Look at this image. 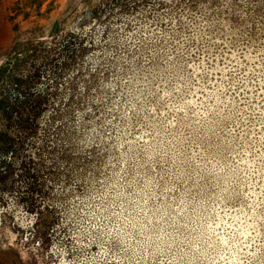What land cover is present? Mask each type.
Returning <instances> with one entry per match:
<instances>
[{
    "label": "snow or ice",
    "instance_id": "obj_1",
    "mask_svg": "<svg viewBox=\"0 0 264 264\" xmlns=\"http://www.w3.org/2000/svg\"><path fill=\"white\" fill-rule=\"evenodd\" d=\"M129 6L131 12L114 16L96 25L94 30L84 32L89 48L93 49L83 63L86 72L91 64V72L83 77L89 85V94L85 93V84L77 81L79 92L73 116L79 120L83 115L85 123L81 127L85 132L95 124L91 131L102 129L111 139L106 126L118 119L115 113L120 103L114 97L119 94L125 102L128 97L138 102L144 97V102L155 103L159 101L158 93L152 88L142 90L141 81L153 86L164 82L172 89L169 100L178 106V111L184 112L176 138L179 142L176 155L183 157L184 167L173 173L167 159L157 162L155 167L145 165L144 175L149 179L140 185L135 179L139 173L135 166L129 170V176H124L117 165L111 166L109 174L107 168L100 166L106 149L101 151L100 145H96L94 151L88 152L83 146L85 141L66 122L63 130H56L52 145L57 146V137L61 143L53 159L62 174L51 181V199L58 201L71 217L68 227L72 232H79L89 245L96 242L103 250V264H110L109 256L127 255L128 250L119 233L111 235L92 229L97 219L92 202L99 200V207L105 213L116 208L129 214L136 208L143 212L141 200L147 203L153 192L174 191L167 187L169 183L180 187L184 176L191 177L193 157L223 162L235 172L233 165L239 163V150L245 148V142L248 148H255L252 138L257 135V128L264 130V106L257 107L248 98L253 93L264 100V0H130ZM109 77L116 81L115 85ZM105 81L109 83L106 85ZM93 92L97 95L90 94ZM71 94L69 89L68 95ZM191 97L202 98L199 105L202 113L197 111L195 120L189 116ZM77 110L80 115H76ZM140 122L142 118L137 120ZM260 140L264 148V132L260 133ZM65 148L75 157L71 164L60 158ZM255 151L260 153L264 168V152L260 148ZM171 163L175 165L176 161ZM113 192L116 196L109 203ZM154 198L161 201L159 194ZM118 214L113 211V215ZM260 220V227L264 228V211ZM250 226L256 230L254 224ZM257 248L255 264H264V243ZM69 255L71 264H99L98 256L90 253L87 246L73 245ZM153 264L163 261L154 259ZM239 264L253 262L241 260Z\"/></svg>",
    "mask_w": 264,
    "mask_h": 264
},
{
    "label": "rangeland",
    "instance_id": "obj_2",
    "mask_svg": "<svg viewBox=\"0 0 264 264\" xmlns=\"http://www.w3.org/2000/svg\"><path fill=\"white\" fill-rule=\"evenodd\" d=\"M20 1L24 0H0V66L8 59L11 48L21 40L36 38L51 41L56 34L65 35L87 11L108 0H45L41 8L37 9L38 12L35 7L22 12L16 11ZM14 15L16 19L12 21L10 17ZM111 83L115 85L116 81ZM140 86L142 90L152 88L158 93L159 101L144 102L145 98L141 97L138 102L135 98L128 97L125 102L117 94L114 99L120 101L117 110L121 112L118 119L112 121L114 124L110 123L111 127L106 129L111 132V139L103 135L104 130L100 132L99 128L96 135L104 141V150L106 149L100 166L107 168L111 174V166L117 165L123 170L124 176H129V170L135 166L139 169L135 179L140 185H144L149 179L144 175L145 165L155 167L157 162L167 159L168 167L173 173L184 167L181 165L183 157L176 155L179 121L184 118V112L178 111V106L169 100L173 93L166 83L158 82L153 86L141 81ZM108 92L111 95V89ZM248 98L257 107L264 106V100L255 94L249 93ZM201 100V97H191L189 100L188 108L192 109L189 116L192 120L197 119V111L202 113V109H199ZM137 113L140 117H137ZM139 118H142V122L137 123ZM261 132L264 130L257 128V135L252 138V142L255 148L264 152V148H261ZM246 144L247 142L245 148L239 150V163L233 165L235 172L223 162H209L193 157L191 177L184 176L179 182L182 185L180 187L176 183L167 185L174 191L160 193L165 197L161 203L158 202L159 211L153 206L157 204L154 200L149 199L147 203L140 201L144 213L138 208L133 213L138 215L134 219L139 221L138 229L143 235L139 245L132 244L134 239L131 235L121 234L126 241L127 254L135 256L134 264H144L142 260H138L143 254L145 259L150 256L159 257L158 261H163V264H239L241 260L255 264V257L259 255L257 245L264 243V228L260 227V213L264 211V168L261 167L260 153L255 148H248ZM172 160L176 161L175 165H172ZM19 174L5 173L0 177V264H71L69 252L73 245L77 248L87 246L88 251L96 254L99 263L103 264V250L100 247L89 245L87 239L81 238V234L68 236L74 232L68 227L71 217L65 212L56 214V206L48 208V203L42 201L38 207V211L42 212H28V206L20 195L32 189L24 186ZM37 189L36 194L46 193L38 186ZM137 190L140 191L139 188ZM143 195L141 192V196ZM155 195L153 193V198ZM114 196L115 192L109 197V203ZM169 197L172 209L170 213L164 212L167 210ZM162 203L163 207L166 206L163 211L160 210ZM241 221L244 223L241 224ZM153 224L162 231L171 227L174 231L175 227L177 230L174 232L185 231L189 225L188 237L181 236L178 240L173 233L169 238L171 246L168 247L164 240H160L161 231L158 234V231L153 233L146 228V225ZM253 224L256 230L250 226ZM183 240L189 242L188 247L181 243ZM154 241L157 243L156 247H152ZM179 243L182 244L181 249ZM167 248L171 251L166 250ZM124 256H109L108 259L110 264H116V261L129 264Z\"/></svg>",
    "mask_w": 264,
    "mask_h": 264
},
{
    "label": "trees",
    "instance_id": "obj_3",
    "mask_svg": "<svg viewBox=\"0 0 264 264\" xmlns=\"http://www.w3.org/2000/svg\"><path fill=\"white\" fill-rule=\"evenodd\" d=\"M51 1L55 2L56 0ZM44 2L45 0L20 1L16 11L22 12L24 9L35 7V11L38 12L37 9H40ZM129 5L130 0H108L105 3L102 2L99 7L87 11L65 35L56 34L51 41H40L36 38L23 39L11 48L8 59L0 66V177L5 173H15L17 176L20 173V178H22L20 181L25 183L24 186L33 190L24 191L20 195L22 201L26 202L28 212L31 214L42 212L38 211L42 202L48 203V208L56 206L54 209L56 214L60 215L65 212L58 201L53 203L54 200L51 199L49 191L52 188L51 181L62 174V172L57 171L53 159L60 151L59 145L61 143L60 138L57 137V146L52 145L51 138L56 135V130H63L66 122L68 126L74 127L77 134L85 141L83 146L88 152L94 151L96 145H100L101 151L105 148L104 141L100 140L99 135H96L97 130L95 133L91 131V128H96L95 124H92L89 130L85 132L81 127L85 123L83 115H80V111L77 110L76 115H80V119L76 120L72 112L77 103V93L79 92L77 81L85 84V93L89 94V85L83 77L91 72V64L88 65L86 72L83 63L91 55L93 49L89 48L84 32L94 30L96 25L105 23L114 16L131 12ZM15 17L16 15L10 18L13 21L16 19ZM66 77L68 78L67 81ZM91 78L89 76V79ZM105 82L107 84L109 81ZM69 89H71V95H68ZM90 94L97 95L95 92ZM80 103H84L83 99ZM88 107H93V105H88ZM120 112L121 110H117V117ZM113 124L111 121V125ZM111 125L110 123L107 124L106 129L110 128ZM60 158L67 161L68 164H71L75 159L68 148H65ZM37 186L46 193L36 194L38 193L36 191L39 190ZM157 194L161 196L159 202L161 203L165 196L160 193ZM153 200L157 203L151 202L155 204L153 206L159 208V203L155 198L150 199V201ZM169 200L170 197L167 201ZM119 203L120 201L117 200V204ZM167 203L168 207L164 212L169 211L170 213L172 209L169 203L171 202ZM99 204V200L93 203L97 219L93 222L92 229L94 231L100 229L104 233H111V235L118 233L121 235L122 232L129 234L135 241L132 244L139 245L143 235L138 229L139 221L134 219V217H138V215L133 214L135 211L132 210L133 212L131 211L129 214L116 208L113 211L119 214L113 215V211L105 213ZM125 206L127 207V201H125ZM160 206H162L161 211L166 207H163V203ZM158 215L162 216L161 212H158ZM106 216H111V219H100V217ZM187 227L184 229L185 231L174 232L177 230L175 227H173L174 231H172V227L162 231L156 224L146 225V228L153 233L158 231L159 234L161 231L160 240H164L168 247L171 246V239H169L171 234L174 233L178 240L181 236L188 237L189 230ZM170 230L171 232H169ZM145 231L147 232V230ZM76 235H80V233L68 234L69 237ZM181 243L184 247H188V241L183 240ZM181 243L178 244L180 249L182 248ZM156 244L154 241L152 247H156ZM91 246H97V243L93 242ZM164 248H166L165 245ZM166 250L171 251L169 248ZM124 257L127 263L134 264L135 256L127 254ZM154 259L158 261L159 257L150 256L145 259L143 254L138 260H142L144 264H153Z\"/></svg>",
    "mask_w": 264,
    "mask_h": 264
}]
</instances>
